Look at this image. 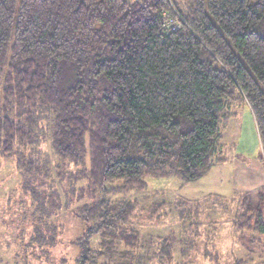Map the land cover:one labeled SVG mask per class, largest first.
I'll return each mask as SVG.
<instances>
[{
  "label": "trees",
  "instance_id": "obj_1",
  "mask_svg": "<svg viewBox=\"0 0 264 264\" xmlns=\"http://www.w3.org/2000/svg\"><path fill=\"white\" fill-rule=\"evenodd\" d=\"M143 2L0 0V149L26 175L41 218L49 217L39 190L42 125L60 159L89 165L82 179L92 196L73 210L83 225L71 239L75 264L173 260L171 240L159 239V253L148 255L130 197L146 191L148 178L196 183L226 163L223 131L236 102L254 117L264 154V0ZM260 192L233 199L237 232L245 210L255 209L251 229L264 236V211L253 199ZM210 198L221 199L181 200V218L193 212L198 221ZM50 231L53 239L58 230ZM253 232L252 247L261 249Z\"/></svg>",
  "mask_w": 264,
  "mask_h": 264
},
{
  "label": "rangeland",
  "instance_id": "obj_2",
  "mask_svg": "<svg viewBox=\"0 0 264 264\" xmlns=\"http://www.w3.org/2000/svg\"><path fill=\"white\" fill-rule=\"evenodd\" d=\"M127 1L144 3L143 0ZM186 1L175 0L180 6H184ZM172 21L176 20L167 21V25ZM244 107L236 102L233 107L236 116L223 131L224 149L234 160L232 185L237 189H234L236 192L261 191L260 194L264 195V154L255 119L248 108ZM42 128L38 145L41 155L37 163L41 170L39 178L43 184L39 185V190L44 191L45 209L48 211L45 216L49 215L50 218L35 215L38 199L31 194V190L25 189L26 175L18 168L16 159L4 155L0 149V264H75L78 250L71 245V239L82 233L83 225L77 219L73 222V210L80 204L89 202L92 196L90 189H87V179H82L89 165H77L60 159L52 148L47 122ZM223 175L224 173L220 174V177ZM28 179L30 182L29 175ZM146 182L147 189L144 193L130 197L140 207L136 213L137 218L134 219L135 230L140 233V239L147 247H150L149 256L159 253V239H164L173 242L174 258L170 263L155 260L152 263L145 261L144 264H234L237 258L247 257L252 260L250 264H264V236L257 237L258 234L251 229L255 209L245 210V217L240 221L245 226L243 232H237L233 225L232 218L238 210V200H233L234 198H210L203 202V208L206 209L200 213L198 221L193 212H189L188 220L184 221L181 212L179 213L178 203L181 200H197L198 196H194V192L196 195L206 194L202 185L185 184L174 177L148 178ZM229 183L227 187L231 185ZM31 186L34 188L33 184ZM223 188L227 189L225 185ZM261 195L255 194L253 199L255 203H260L264 211V199L261 201ZM54 201L58 208H54ZM65 202L69 206L67 209ZM152 216L161 217L150 221ZM196 221L200 224L197 231L193 224ZM51 229L58 230L52 240ZM251 232L253 237L256 235L261 239V249L252 247ZM151 237L156 240L153 245L149 242ZM184 248L187 252L183 254ZM119 249L122 252L129 250L123 245ZM254 249L258 253L253 254ZM139 253L137 250L134 254ZM116 258L117 263L135 262L133 258Z\"/></svg>",
  "mask_w": 264,
  "mask_h": 264
},
{
  "label": "crops",
  "instance_id": "obj_3",
  "mask_svg": "<svg viewBox=\"0 0 264 264\" xmlns=\"http://www.w3.org/2000/svg\"><path fill=\"white\" fill-rule=\"evenodd\" d=\"M245 109V107H244ZM227 153V162L224 163L223 165L220 166H216L213 168V170L211 171V173L205 177L204 179L196 182L197 184H200V186L203 188L204 191H206V194L204 195H196L194 192V196H198V198L201 199V196L206 197L208 195H218L220 197H223L224 199H229V198H235V196L237 195H242L243 193L246 192H236L233 185H232V180L234 177V160L229 156L228 151H226ZM224 173L223 176L220 177V174ZM220 177V179H219ZM230 180V183H229ZM231 184L229 187H227L228 183ZM225 185V188H223ZM225 189V190H223ZM235 189V190H234ZM202 197V198H203ZM197 198V199H198ZM243 246V245H242Z\"/></svg>",
  "mask_w": 264,
  "mask_h": 264
},
{
  "label": "built area",
  "instance_id": "obj_4",
  "mask_svg": "<svg viewBox=\"0 0 264 264\" xmlns=\"http://www.w3.org/2000/svg\"><path fill=\"white\" fill-rule=\"evenodd\" d=\"M174 28V27H173ZM175 30V29H174Z\"/></svg>",
  "mask_w": 264,
  "mask_h": 264
}]
</instances>
